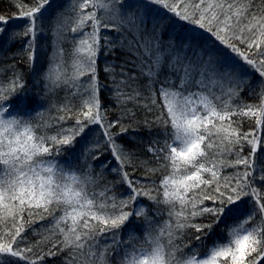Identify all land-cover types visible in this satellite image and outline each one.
Here are the masks:
<instances>
[{"label":"snow or ice","instance_id":"snow-or-ice-1","mask_svg":"<svg viewBox=\"0 0 264 264\" xmlns=\"http://www.w3.org/2000/svg\"><path fill=\"white\" fill-rule=\"evenodd\" d=\"M149 2L160 4L193 27L186 29L187 35L169 36L165 44L155 24L152 33L147 31L146 13L152 11L147 5L138 16L134 9L140 7L139 2L71 0L75 12L71 31L76 35L72 38L70 74L59 46L66 31L60 21L67 17L57 14L52 29L53 55L42 77L44 87L51 92L66 86L73 96H79L80 105H54L58 113L54 135L32 123L34 97L23 75L13 73L7 81L0 80V264H43L46 256L61 253L65 254L64 264L264 262V165L257 162L258 145H264L258 135L264 129V0ZM14 6L18 12L13 15L25 23L9 39L21 42V52L27 53L32 67L36 38L51 0H33L31 5L16 0ZM89 8L92 11H86ZM101 9L103 14L98 15ZM8 22V17L0 14V36L7 32ZM101 29L115 31L117 36L101 37ZM196 29L211 34L254 69L259 75L256 85L250 83L247 73L238 71L241 64L237 60L228 56L218 59L220 49L202 44V33ZM102 47L105 55L114 54L119 47L128 57L119 66V79L115 64L104 69L113 81L112 97L121 110V117L115 120L107 119L98 94L97 57ZM83 76L88 80L81 81ZM245 84L250 94L260 98V104L233 102ZM129 104L148 113L160 108L154 120L144 121L149 130L161 124L165 129L163 144L153 141L148 147L160 169L167 170L159 184L133 179L127 170L136 167L134 154L117 138L139 130L131 119L135 113ZM72 117L75 124L64 127L63 122ZM124 117H129L128 123ZM233 117L255 118L256 130L240 132ZM89 131L96 133L97 139L85 150L86 171L56 159L63 146L74 147L77 137L83 139ZM245 143L251 152L242 155ZM101 149L110 152L115 165L105 160L98 165L101 173L93 176V165L87 160H99ZM226 168L234 171L227 173ZM105 169L118 177L115 183L127 185L126 195L117 196L112 182L97 188ZM156 171L146 168V173ZM141 196L157 205V216L166 213L167 219L156 222L146 207L137 203ZM205 215L210 223L196 222ZM133 216L143 217V237L130 230L123 238L119 230ZM49 218V224L42 226L43 233L33 229L41 239L30 242L26 230L37 220ZM219 224L228 229L226 242L217 241L204 257L195 250L184 251L188 247L183 241L186 229H194L199 234L195 239L201 240ZM45 241L51 244L49 250L36 254L34 249Z\"/></svg>","mask_w":264,"mask_h":264},{"label":"trees","instance_id":"trees-1","mask_svg":"<svg viewBox=\"0 0 264 264\" xmlns=\"http://www.w3.org/2000/svg\"><path fill=\"white\" fill-rule=\"evenodd\" d=\"M16 0H0V14L8 17L9 22L7 26V32L0 36V80L7 81L13 73H21L23 75L24 80L27 82V87L30 90V96L34 97V105L31 107V119L34 125H41L42 130L45 131L48 135H54L57 129V121L56 117L58 115L56 111V107L54 105L59 106L65 104L67 102H71V104L79 107L80 98L79 96H73L72 90L68 89L66 86L61 85L60 87L55 88L53 91L48 92L44 87L43 74L48 70L50 57L53 55V47H54V36H53V27L54 22L58 13H63L64 17H67L65 21L63 17L61 18L60 23L66 29L62 33L63 38L60 41V47L64 50V61L67 66V71L70 74L72 71L71 64L74 59L73 57V49H74V41L73 36L76 35L71 31V27L73 25V18L75 17V12L71 10V0H51V8H49L48 12L45 14L44 20L41 22L42 31L36 38V58L35 63L32 67L29 66V60L27 53L21 52V42L20 41H11L9 36L13 31H21L22 26L25 23L22 19H17L13 15L18 12V9L15 5ZM128 2L136 3L139 2L140 7L134 9L136 14L139 16L141 13L145 12L144 5H147L148 9L152 11L147 12V16L149 19V23L147 25L148 33H152L153 24L156 26L157 33L163 34V43H168V38L171 35H187L188 32L186 29L192 28L193 26L188 25L184 21H180L174 14L167 12L160 4L150 3L149 0H128ZM259 0H257V3ZM25 4L31 5L33 0H24ZM78 11V9H77ZM86 11H92L91 8ZM103 14V10H98V15ZM90 29H85L88 31ZM197 32H201V43L204 44L207 42V47L212 49L214 46L220 49V56L218 59H223L225 56L231 57L232 59L237 60L241 64V68L238 70L241 73L248 74V80L250 83L255 86L256 81L259 80V75L254 72L249 65L244 64L243 61L240 60L235 53H232L230 49L220 45L218 41L215 40L211 34L204 32L202 29H196ZM105 34L109 36H117L115 31L109 32L107 29H101L100 35L103 37ZM237 44L239 42L237 41ZM243 47V45H240ZM105 48H101L97 57V72H98V84H99V97L101 103L106 108V115L108 120H115L121 117V110L116 106V102L112 97L114 85L113 81L108 72H105L106 65L115 64L116 70L115 75L117 79H119L120 65L124 63V61L128 58L125 51H122L119 47H117L114 54L105 55ZM81 81H87L88 76H83L80 78ZM140 83H143V78L139 79ZM258 91V89H257ZM234 103H242V104H260V98L257 95H252L249 92L248 84H245L243 91L240 93V96L233 101ZM159 104H162L163 101H158ZM128 108H131L135 113L134 117H131L133 123L137 124L139 130L136 132H129V134L123 138L118 137L120 143L123 144L124 148L129 152L134 154V163L136 165L135 169L133 167H128V172L133 179L143 181L145 183L155 181L156 184H159L160 180L164 175L167 174V170L160 169V165L155 159V157L148 151L149 145L153 141H159L163 144L165 140V129L164 126L161 125H153L151 130L145 126L144 121L154 120L155 115L160 112V108H154L152 113H148L144 108L137 107L132 104L128 105ZM42 113V115H40ZM63 114V113H60ZM166 114V110H165ZM234 120H237V126L242 133L254 132L257 128L255 123V118H247V117H233ZM129 117H124L125 123H128ZM47 125L44 127V125ZM75 124V118L66 119L63 122L64 127H71ZM98 127V126H93ZM40 129H38L39 131ZM114 131H118V129H114ZM168 132L171 133V127L168 128ZM258 135L264 140V129L258 132ZM170 138V137H169ZM97 139V134L89 131L83 139L77 137L74 147L71 146H63V150L59 156L56 157L57 160L61 162L70 161L72 168L79 171H86L87 164L85 163V150L91 144L95 143ZM102 155H100L99 160H92L90 157L87 160L88 164L93 165L92 175L97 176L101 173V169L98 167L105 160H112V156L110 152L104 151ZM236 151H239V147H237ZM251 152V146L245 143L243 145V153L242 155H247ZM264 145H258L257 152V162L261 165H264ZM233 157L229 156L228 159H232ZM113 165H115V161L112 160ZM146 168H156L158 171L155 173H146ZM225 172L230 173L233 172L234 169L226 168ZM118 180V177L115 173H112L108 170H104V175L100 180L97 188H102L104 184L112 182L114 184V192L117 196L126 195L129 189L127 185H121L119 183H115ZM139 204H143L150 216L156 222H162V220L167 219L166 213L162 216H157L156 209L157 205L152 201H149L146 197H139ZM206 204H210V201H206ZM160 208H165L164 205H160ZM50 221L49 219L45 220H37L34 224L31 225L30 228L26 230L25 235L28 237V240L32 243H35L37 240L41 239L40 235H37L33 232V229L36 232L43 233V227L48 225ZM197 223H210L211 219L205 215L203 217H199L196 220ZM228 223H231L229 221ZM249 227L251 224L248 225ZM143 229H144V220L143 217L137 218L135 216L130 218L129 222H126L125 225L121 227L119 230L121 236L123 238H127L129 231L132 230L134 233L143 237ZM186 235L183 237L184 243L188 244V247L184 249L186 253H191L193 250L198 252L199 257H204L208 252L209 248L213 246L217 241L223 243L226 242L228 237V229L225 224H219L218 226H214L212 232L206 236H203L201 240H196L195 236L199 235L195 232L194 229L189 228L186 229ZM205 231H207L205 229ZM51 244L48 241H45L38 245L34 252L36 254H40L41 251L47 252ZM55 251V249H53ZM64 253H61L58 256L54 257H45L43 264H64ZM35 258V257H34ZM115 259V256L112 257ZM23 264V262H22ZM264 264V262H262Z\"/></svg>","mask_w":264,"mask_h":264}]
</instances>
